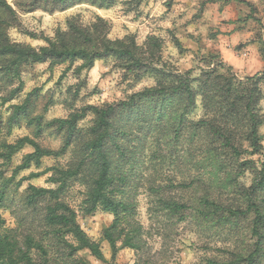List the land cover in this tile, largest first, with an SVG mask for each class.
<instances>
[{"label":"trees","instance_id":"obj_1","mask_svg":"<svg viewBox=\"0 0 264 264\" xmlns=\"http://www.w3.org/2000/svg\"><path fill=\"white\" fill-rule=\"evenodd\" d=\"M117 2L17 0L16 6L25 13L53 14L78 5L108 10ZM216 2L250 6L241 0L208 1ZM19 27L18 11L6 0H0V90L18 83L6 96L0 95V106L15 100L24 86L22 75L37 65H48L49 71L67 65L68 72L77 64L74 73L79 75L93 69L98 61L114 59L127 76L141 79L149 74L156 85L124 100L88 106L66 119L50 122L32 116L37 91L30 93L23 104L13 106V117H23L30 126H35V138L49 129L63 134L64 142L58 150L45 148L29 137L15 144L2 143L0 161L7 164L26 146L32 148L23 163L13 170L10 181L21 171L33 167L40 170L44 159H59L69 153L73 159L67 167L32 173L30 178H40L52 172L47 179L52 187L29 185L17 208L6 207L17 217L18 226L7 228L0 216V264H89L78 257L85 250L97 259L103 258L100 243L85 233L78 220L79 212L67 200L75 183L85 187L80 207L84 217L98 211L113 217L102 235V241L112 250L113 261L121 249H130L137 253L136 264H155L148 233L139 219L137 196L131 193L133 184L142 178L135 173L137 151L140 154L145 151L149 138L156 140V149L160 151L159 156L153 155L152 174L147 179L152 216L171 223L168 228L193 221L203 230H217L226 236L225 247L220 249L224 258L208 259V264H263L264 145L260 128L264 125V114L260 104L264 94L260 87L264 83V70L239 79L232 67H226L219 56L212 55L201 59L198 76H194V69L180 72L163 61L161 39L150 36L143 45H138L133 36L112 40L110 23L100 16L90 24H84L79 15L71 16L65 29H58L53 38L30 35L45 41L39 48L12 41L9 32ZM260 52L264 62V42ZM198 102L202 115L192 120L190 116ZM89 115L94 119L84 131L79 124ZM183 141L188 142L189 149L190 144L197 146L200 155L197 164L203 172L210 168L208 173L217 179H160L162 168L158 166H163ZM231 163L234 168L229 169ZM248 171L254 175L250 187L235 182ZM4 174L0 176L4 178ZM224 175L227 178L222 180L220 176ZM10 181L1 186L0 209L7 204ZM235 193L236 202L215 197ZM242 229L250 242L237 252L239 247L232 249L229 237Z\"/></svg>","mask_w":264,"mask_h":264},{"label":"rangeland","instance_id":"obj_2","mask_svg":"<svg viewBox=\"0 0 264 264\" xmlns=\"http://www.w3.org/2000/svg\"><path fill=\"white\" fill-rule=\"evenodd\" d=\"M6 1L19 14L20 27L12 28L9 32L15 43L39 48L45 45V41L40 38H53L58 29H65L69 17L79 15L84 24H90L100 16L109 21L112 40L133 36L138 45H143L150 36L161 39L163 61L178 68L180 72L194 69V76H198L202 67L201 59L212 55L219 56V61L226 67H232L239 79L252 77L264 70L260 52L261 43L264 42V0H241L250 6L242 3H208L209 0H118L117 4L108 10L78 5L53 14L43 11L25 13L17 8V0ZM249 16L253 19H248ZM32 34L40 38L34 39L30 36ZM75 67L66 72L67 65L54 71H49L48 65H37L22 75V92L15 100L0 106V145L15 144L25 137H36L35 126H30L23 117H13V106L23 104L34 91H37V96L33 97L32 116H40L44 122H50L66 119L70 114L88 106H103L124 100L134 93L156 85L155 79L149 74L141 79L127 76L116 66L114 59L98 61L93 69L83 71L79 75L74 73ZM17 87V82L5 85L3 90H0V95L6 96L11 89ZM260 88L264 94V83ZM260 107L264 114V99ZM201 115L202 109L198 102V107L190 118L196 120ZM93 119V115H89L79 127L87 131ZM260 134L264 145V125L260 128ZM35 140L45 148L58 150L64 142V136L48 129ZM155 142L154 138H149L143 153L140 154L136 150L138 164L135 173L142 178L133 184L131 191L137 196L139 219L148 233V243L152 248V255H155V264H208V259L222 260L224 256L220 254V249L225 247L226 236H221L217 230H203L193 221L176 223L172 228H168L167 225L171 223L154 218L149 211L151 198L147 193V179L152 174L151 163L155 160L154 156L160 155ZM188 149V142L183 141L169 154L167 162L158 166L162 168L160 179H217L214 174L208 173L210 168L203 172L197 164L200 160L197 146L190 144L189 151ZM31 152L32 148L26 146L16 154L10 164L0 161V173H5L4 178L0 176V191L3 183L10 181L13 170L20 166ZM72 159V153L59 159H44L40 170L33 167L21 171L10 181L6 190L7 204L0 209V216L5 220L7 228H16L18 220L12 210L6 207H12L13 210L17 208L29 185L52 187L47 182L53 175L52 172L40 178H30V175L43 173L51 167H67ZM232 168L234 165L231 163L229 169ZM232 176L230 178L233 181L235 175ZM220 177L222 180L227 178L226 175ZM21 180L24 181L17 187ZM253 180V173L248 171L236 178L235 182L243 187H250ZM84 191L83 185L73 184L67 200L79 212L78 220L85 233L93 241L100 243L103 258H95L88 250L80 252L78 257L89 264H136L137 253L130 249H121L113 261L109 244L102 241L103 231L112 224L113 217L102 211L84 217L80 212ZM215 197L230 199L232 202L238 200L237 193ZM229 238L232 249L239 247L237 252L242 251L245 243L250 242L245 229L233 232Z\"/></svg>","mask_w":264,"mask_h":264}]
</instances>
